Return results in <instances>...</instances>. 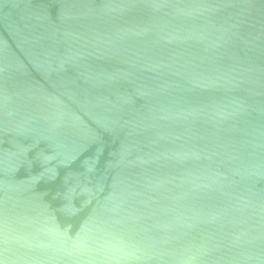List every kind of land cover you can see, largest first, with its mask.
Masks as SVG:
<instances>
[{"label": "water", "instance_id": "95a60500", "mask_svg": "<svg viewBox=\"0 0 264 264\" xmlns=\"http://www.w3.org/2000/svg\"><path fill=\"white\" fill-rule=\"evenodd\" d=\"M0 264H264V0H0Z\"/></svg>", "mask_w": 264, "mask_h": 264}]
</instances>
